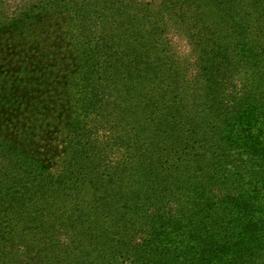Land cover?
Segmentation results:
<instances>
[{"label":"rangeland","instance_id":"374dc122","mask_svg":"<svg viewBox=\"0 0 264 264\" xmlns=\"http://www.w3.org/2000/svg\"><path fill=\"white\" fill-rule=\"evenodd\" d=\"M184 1L189 4L176 19L161 15L167 26L161 34V24H154L164 0H0V146L18 153L24 148L30 158L40 150L44 163L60 173L70 160V125L78 121L73 133L92 139L83 156L100 164V175L108 165L134 184L136 161L146 162L153 180L144 186L171 211L187 207L186 181L210 190L211 156L218 151H212L216 138L209 125L216 123L203 105L201 83L190 74L197 56L180 22H205L218 36L230 4ZM248 7V0H233L231 17H242ZM11 172L3 164L1 180L17 177ZM86 174L87 180L98 176ZM91 195L82 192L85 200ZM13 213L2 214L14 227L7 238L33 246L32 207L27 215ZM18 254L17 264H31ZM55 255L47 258L50 264Z\"/></svg>","mask_w":264,"mask_h":264},{"label":"trees","instance_id":"16d2710c","mask_svg":"<svg viewBox=\"0 0 264 264\" xmlns=\"http://www.w3.org/2000/svg\"><path fill=\"white\" fill-rule=\"evenodd\" d=\"M248 1L246 13L234 19L233 0H228L230 17L222 18L218 36L205 22H180L197 56V71L190 74L201 83L203 105L216 123L209 125L216 138L212 151H218L208 168L214 171V186L209 190L186 181L187 207L171 211L153 196L156 190L149 195L144 186L153 180L146 162L136 161L134 184L125 171L111 172L104 165L100 175V164L85 162L92 139L73 133L78 121L70 125V160L60 173L44 163L40 150L30 158L24 148L18 153L0 146V264H17L18 253L28 255L31 264H48L55 252L51 264H264V0ZM186 4L164 0L157 32L167 27L164 12L176 19ZM3 164L17 177L1 180ZM157 167L164 171L163 164ZM91 171L98 176L87 180ZM86 189L92 191L87 200ZM29 207L36 243L21 246L7 238H13L14 227L2 214L27 215Z\"/></svg>","mask_w":264,"mask_h":264}]
</instances>
